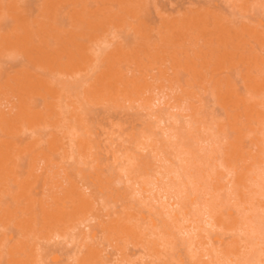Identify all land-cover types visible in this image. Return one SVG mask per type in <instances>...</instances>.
<instances>
[{
    "label": "rangeland",
    "instance_id": "rangeland-1",
    "mask_svg": "<svg viewBox=\"0 0 264 264\" xmlns=\"http://www.w3.org/2000/svg\"><path fill=\"white\" fill-rule=\"evenodd\" d=\"M259 22L264 0H0V264H264Z\"/></svg>",
    "mask_w": 264,
    "mask_h": 264
},
{
    "label": "bare ground",
    "instance_id": "bare-ground-1",
    "mask_svg": "<svg viewBox=\"0 0 264 264\" xmlns=\"http://www.w3.org/2000/svg\"><path fill=\"white\" fill-rule=\"evenodd\" d=\"M260 2H262V1H260ZM260 4H261V3H260ZM44 5H45V4H44ZM254 5H255V4H254ZM261 5H262V4H261ZM47 6H48V5H47ZM218 6H219V5H218ZM262 6H263V5H262ZM57 7H58V6H57ZM211 8H212V7H211ZM215 8H216V7H215ZM38 9H40V8H38ZM47 9H48V8H47ZM57 9H58V8H57ZM216 10H217V9H216ZM261 10H262V9H261ZM39 11H40V10H39ZM53 11H54V10H53ZM210 11H212V10H210ZM214 11H215V9H214ZM216 12H217V11H216ZM233 12H234V11H233ZM215 14H216V13H215ZM54 16H56V15H54ZM54 18H55V17H54ZM261 21H262V20H261ZM251 23H252V22H251ZM259 25H260V26H264V25H262L260 22H259ZM250 26H251V25H250ZM205 27H206V26H205ZM205 27H204V28H205ZM225 27H226V26H225ZM255 28H256V27H255ZM205 30H207V28H206ZM243 30H244V29H243ZM248 30H249V29H248ZM263 30H264V29H263ZM200 31H201V30H200ZM222 31H223V29H222ZM205 32H206V31H205ZM214 32H215V31H214ZM226 32H227V31H226ZM253 32H254V31H252V34H253ZM219 33H220V32H219ZM254 33H255V32H254ZM200 34H202V33H200ZM204 34H205V33H204ZM223 34H224V33L222 32V35H223ZM248 34H249V33H248ZM252 34H251V35H252ZM262 34H263V32H262ZM255 35H256V34H255ZM95 36H97V35H95ZM205 36H206V34H205ZM223 36H224V35H223ZM225 36H226V35H225ZM247 36H248V35H247ZM257 36H258V35H257ZM92 37H93V36H92ZM250 37H251V36H250ZM90 38H91V37H90ZM95 38H98V37H95ZM225 38H226V37H225ZM217 39H218V38H217ZM220 39H222V38H220ZM100 40H101V39H100ZM102 40H103V39H102ZM212 40H213V39H212ZM247 40H248V39H247ZM93 41H94V40H93ZM239 41H240V40H239ZM262 41H263V40H262ZM98 42H99V41H98ZM102 42L105 43V41H101V43H102ZM96 44H97V43H96ZM229 44H230V42H229ZM254 44H256V43H254ZM263 45H264V44H263ZM98 47H99V45H98ZM100 49H101V48H100ZM101 51H102V50H101ZM242 62H243V61H242ZM238 63H239V62H238ZM242 76H243V75H242ZM241 79H242V78H241ZM243 79H244V78H243ZM251 83H252V82H251ZM104 85H105V84H104ZM104 85H103V86H104ZM258 85H260V84H258ZM106 86H107V83H106ZM106 86H105V87H106ZM115 87H116V86H115ZM108 88H109V87H108ZM108 88H107V90H105V91H108ZM100 89H102V88H100ZM103 89H104V88H103ZM116 89H117V88H116ZM109 90H111V89H109ZM256 91H257V90H256ZM103 92H104V90H103ZM262 92H263V91H262ZM104 93H105V92H104ZM107 93H108V92H107ZM115 93H116V90H115ZM117 93H119V92L117 91ZM117 93H116V94H117ZM108 94H109V93H108ZM110 94H111V91H110ZM110 94H109V95H110ZM103 96H107V95H103V94H102V97H103ZM110 96H111V95H110ZM110 96H107V98L110 97ZM113 96H114V94H113ZM124 96H125V95H124ZM121 97H122V96H121ZM124 98H126V96H125ZM124 98H123V99H124ZM128 98H129V97H128ZM129 100H130V99H129ZM156 101H159V98L156 99ZM37 113H38V112H36V114H37ZM42 114H43V113H42ZM41 116H42V115H41ZM35 117H36V116H35ZM35 117H33V119H34ZM26 118H27V117H26ZM40 118H41V117H40ZM36 119H37V118H36ZM36 119H34V120H36ZM38 119H39V117H38ZM38 119H37V120H38ZM41 119H42V118H41ZM34 120H33V121H34ZM159 120H160V119H159ZM163 120H164V119H163ZM21 121H22V120H21ZM33 121H31V122H33ZM39 121H40V120H39ZM160 121H162V119H161ZM23 122H24V121H23ZM35 123H36V121H35ZM35 123H34V124H35ZM38 123H39V122H38ZM42 123L45 124L44 120H43ZM19 124H21V123L19 122ZM25 124H26V122H25ZM27 124H28V125H27L26 127H28V128L30 127L29 125H32L31 123H28V122H27ZM39 124H40V123H39ZM45 125H46V124H45ZM47 125H48V124H47ZM47 125H46V126H47ZM19 126H20V125H19ZM22 126H23V125H22ZM24 126H25V125H24ZM33 126H34V125H33ZM20 127H21V126H20ZM21 128H22V127H21ZM21 128H20V129H21ZM28 128H26V129H28ZM30 128L32 129V127H30ZM69 128H70V127H69ZM73 129H74V127H73ZM34 132H35V130H34ZM7 145H8V144H7ZM6 147H7V146H6ZM14 150H15V149H14ZM20 151H21V150H20ZM11 154L13 155L14 153H11ZM17 154H19V152H17ZM181 154L183 155V153H180V154H178L179 156H177V157H178L179 160L184 161V158L180 157ZM15 155H16V153H15ZM6 156H7V155H6ZM1 157H2V156H1ZM12 157H13V156H12ZM13 158H14V157H13ZM11 159H12V158H11ZM11 159H10V161H11ZM3 160H5V158H4V159L2 158V161H3ZM8 160H9V158H8ZM8 160H6V162H8ZM37 160H38V159H37ZM37 160H36V161H37ZM4 162H5V161H4ZM12 163H13V162H11L10 165H12ZM30 163H31V162H30ZM2 164H3V163H2ZM8 164H9V163H8ZM6 165H7V164H6ZM15 165H16V164H15ZM28 166H29V165H28ZM36 166H37V165H36ZM36 166H35V167H36ZM260 166H262V165H260ZM260 166H258L259 168H258V170H256V174H257L256 177H258V179L261 180V179L264 178V176H263V175H264V174H263L264 167H260ZM3 167H4V166H3ZM10 167H11V166H10ZM12 167H13V166H12ZM38 167H39V166H38ZM255 167H257V165H256ZM4 168H5V167H4ZM6 168H7V167H6ZM29 168H30V167H29ZM181 168L183 169V167H181ZM1 169H2V168H1ZM8 169H9V168H8ZM39 169H40V167H39ZM34 170H35V169H34ZM183 170H184V169H183ZM183 170L181 171L180 169H178V167H177L176 169H172V168H171V170L168 169V170L166 171V173H165L163 176H165L164 178H167V176H169L170 174H173V175L175 176V178L181 179L182 177H185V173L183 172ZM18 171H19V170H17L16 173H18ZM27 171H28V170H27ZM27 171H26V173H27ZM35 171H36V170H35ZM32 172H33V171H32ZM1 173H2V172H1ZM9 173H10V172H8V174H9ZM13 173H14V171H13ZM13 173H11V176H12ZM16 173H15V174H16ZM24 173H25V172H24ZM24 173H23V174H24ZM26 173H25V174H26ZM6 174H7V173H6ZM6 174H5V176H6ZM21 174H22V173H21ZM2 175H3V174H2ZM13 175H14V174H13ZM28 175H29V174H28ZM38 175H39V174H38ZM40 175H41V174H40ZM5 176H4V177H5ZM14 176H16V175H14ZM29 176H30V175H29ZM262 177H263V178H262ZM9 178H10V176L7 178V180H8ZM11 178H12V177H11ZM13 178H14V177H13ZM4 179H6V178H4ZM8 181H9V180H8ZM8 181H7L6 183H9ZM15 181H16V180H15ZM84 181H85V180H84ZM84 181H83V182H84ZM256 181H257V180H256ZM1 182H2V181H1ZM12 182H13V181H12ZM78 182H79V181H78ZM83 182H82V183H83ZM154 182H155V181H154ZM154 182L151 181V184H153L152 186H155V185H156V184L154 185ZM6 183H4V184H6ZM1 186H3V185H1ZM23 187H24V185H23ZM28 187H29V186H28ZM77 187H78V186H77ZM82 187H83L84 191H88V190H90V189L86 186V184H85V185L82 184ZM156 187L158 188L159 186H156ZM24 188H25V187H24ZM26 188H27V187H26ZM80 188H81V187H80ZM160 188H161V187H159V189H160ZM30 189H31V191H32L33 188H29V192H30ZM78 189H79V188H78ZM161 189H162V188H161ZM161 189H160V190H161ZM34 190H35V189H34ZM79 190H80V189H79ZM142 191H143V190H142ZM27 192H28V191H27ZM139 192H140V191H139ZM139 192H138V193H139ZM160 192H161V191H160ZM164 192H165V191H164ZM35 193H37V192H35ZM81 193H82V191H81ZM82 194H83V193H82ZM20 195H23V194H20ZM31 195H33V194L31 193ZM34 195H35V194H34ZM85 196H86V195H85ZM87 197H89V196H87ZM161 197H162V198H161ZM163 197H164L165 199H166V198L169 199V200L171 199V196H168V195L166 194V192H165L162 196H160L161 199H163ZM167 202H168V201H167ZM168 205H177V203H175V202H174V203H168ZM204 206H206V205H204ZM204 208H205V207H204ZM207 208H208V207H207ZM203 210H204V209H201L200 212L203 213V215L206 216V218H209V220H210V219L212 218V216H211L210 213L208 212V211H210V210H208V211H207V210H206V211H203ZM210 212H211V211H210ZM201 213H200V214H201ZM201 215H202V214H201ZM86 220H87V219H85V221H86ZM85 221L82 220L79 224H82V225H83ZM210 222H211V221H206V224H210L209 226L212 227L214 223L212 224V222H211V223H210ZM258 224H260V223H258ZM86 226H88V225H85V227H86ZM85 227H84V228H85ZM88 228H89V227H88ZM88 228H87V229H88ZM195 228H196V227H194V228L192 227L191 230L193 231ZM194 231H195V230H194ZM185 232H186V235H187V234H189L191 231H190V232H189V231H188V232H187V231H184V233H185ZM52 235H53V234H52ZM59 235H60L59 233H58V234L55 233L53 236H54V237L57 236V238H58ZM91 236H92V237H95L96 234L93 233V234H91ZM54 237H53V238H54ZM51 238H52V237H51ZM51 238H50V239H51ZM11 239H12V238H11ZM11 239H10V240H11ZM92 239H93V238H92ZM93 240H94V239H93ZM113 253H114V252H113ZM113 253H112V254H113ZM112 254H111V256H115V255H116V253H114L115 255H114V254L112 255ZM206 255H207V254H206ZM109 259H110V258H109ZM111 260H112V259H110V261H111ZM251 260H252V259L250 258V260H248V262L251 261ZM51 262H52L53 264H57V263L59 262V258H58L57 256L52 257V258H51ZM113 262H114V261H113ZM245 262H246V261H245ZM52 263H51V264H52ZM59 263H60V262H59ZM59 263H58V264H59ZM257 263H258V262H257Z\"/></svg>",
    "mask_w": 264,
    "mask_h": 264
}]
</instances>
